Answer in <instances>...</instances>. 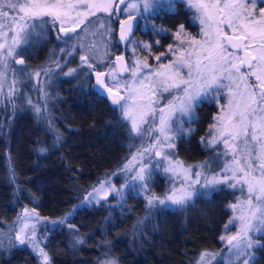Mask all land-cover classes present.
I'll use <instances>...</instances> for the list:
<instances>
[{"label": "trees", "instance_id": "trees-1", "mask_svg": "<svg viewBox=\"0 0 264 264\" xmlns=\"http://www.w3.org/2000/svg\"><path fill=\"white\" fill-rule=\"evenodd\" d=\"M92 18L78 34L94 29ZM171 20L161 25L173 30L177 20ZM112 25L117 28V21ZM50 36L33 42L31 63L26 54L23 57L25 69L39 74L50 69L40 83L46 91L42 97H32L29 104L20 93L0 98V230L15 221L20 209H35L47 221L70 214L63 224L46 227L43 248L51 264H103L106 260L115 264H198L203 252H219L220 237L231 216L229 205L236 198L235 190L224 185L209 195L199 194L205 190L197 192L183 207L149 208L146 198L130 189L123 198L111 195L97 203L81 204L93 188L124 166L137 141L130 123L122 121L118 106L95 90V72L100 69L92 71L80 59L79 71L52 75V62L60 71L76 68L79 48L75 60L64 64L67 50L61 51ZM85 47L93 48V44ZM111 47L119 53L115 32ZM58 50L61 59L57 62L50 57ZM217 111V102L196 107V119L188 126L195 131L178 136L175 142V155L184 164L216 160L222 164L218 147L202 143ZM166 186L164 174L156 172L150 190L162 196ZM77 238L83 243H77ZM16 242L14 239L4 248L0 243V264H41L38 254ZM258 242L264 244V232ZM254 253L256 264H264V248L255 247Z\"/></svg>", "mask_w": 264, "mask_h": 264}, {"label": "snow or ice", "instance_id": "snow-or-ice-1", "mask_svg": "<svg viewBox=\"0 0 264 264\" xmlns=\"http://www.w3.org/2000/svg\"><path fill=\"white\" fill-rule=\"evenodd\" d=\"M114 2L115 0H99L98 3H89V0H0V63L12 58L15 64L24 65V55L33 42L43 36L45 25L58 27V30L65 34L69 31L74 32L75 27L65 28L64 24L69 20L75 23V18L94 15L96 11L111 14ZM177 2H183L193 10V23L198 22L202 27V34L208 38L202 45L194 38L185 44L181 39V34L184 32L183 24L173 33L180 45L187 48L200 45L196 58H191L192 52H189L187 57L181 53L170 64L161 65L159 70L153 69L143 75L137 70L138 62H134L132 79L124 82L126 97L114 90L120 87L119 83L112 87L105 83L103 79L105 76L116 79L112 71L108 73L96 71L97 86L106 90L112 104L118 106L122 121L130 122L132 132L138 135H143L144 132L157 133L155 143L143 151H152L156 149V145L174 149L177 133L190 135L195 131L192 128L185 129L182 120L187 118L189 123L194 122L196 107L202 103L218 101L227 90V105L221 107L222 115L216 118L219 127L214 124L212 128L215 129V134H212L209 141H204L202 138V143H207L209 146L222 143L225 147L223 155L231 156V159L225 161L219 171H215L207 161L203 164L185 166L183 161L171 158L175 155L174 152L164 154L156 150L155 155L161 157L164 163L157 162L153 166L138 167L132 176L134 183L131 189L136 190L137 194H147L149 208L183 207L198 194L196 185H200L201 189L205 190L199 193L202 195H209L219 185L240 191L243 198H237L235 203L229 205L234 213H237L229 223L238 222L239 231L235 235L221 236L220 239L227 241L231 246L230 251L235 250L234 254L237 257L243 252L245 259L241 264H249V260L256 264L255 254L246 249L254 246L264 248V244L253 241L249 235V233L264 232V7L259 9L260 19H257L252 15L257 0H223V2L222 0H135V2L119 0V3L125 6L123 11L129 13L127 19L118 21L119 41L133 42L129 40V36L136 15L160 14L161 11L175 14ZM259 2L264 4V0ZM80 7L85 11H77ZM119 11L120 9L117 8V12ZM79 23H83V20ZM221 25L231 29L233 34L228 35ZM99 27L103 28V23H100ZM153 28L155 29V25ZM164 31L161 28L157 33ZM111 32L112 29L109 27L104 35H109L110 38ZM254 41L259 42L253 49L255 55L247 51ZM225 43L232 49H243L244 57L229 52ZM143 47L150 46L145 44ZM172 51L173 48L169 45V52ZM156 59L159 60L160 57ZM81 61L87 63V57L82 56ZM122 61L123 56H116L112 62L113 68L119 67L121 71H129L127 67L117 63ZM241 64H246L248 69L252 70L251 75L258 83L248 84L245 75L240 72ZM4 67L7 65L5 64ZM143 67L147 68L148 65L145 63ZM88 68L95 71L91 63H88ZM185 70L187 78H185ZM75 72L76 69H70L65 75H72ZM35 75L39 76V73ZM152 76L157 79L152 80ZM15 84L14 79L9 87V98L15 93ZM157 92L160 93L159 96ZM168 92L172 93L171 98L165 99L163 93ZM162 100H164L163 104H161ZM141 101L146 102L142 104ZM36 111L39 113L40 108L37 107ZM148 116H151L150 124L146 119ZM174 123L175 128H173ZM143 124H149V127L142 130ZM135 159L134 156L133 160ZM130 164L131 162L125 165L124 169L131 171ZM193 167L199 170L193 172ZM154 169H161L165 174L171 173L170 183L180 177L179 186L171 183L168 191L162 196L156 195L149 188L153 182ZM94 191L97 196L103 192L105 197L109 191L117 192L121 198L124 194L122 189L118 191L111 185L105 189L103 184ZM89 195L91 196L92 193ZM32 213H35V209H32ZM30 214L28 209H24L18 217L23 226L15 233L14 239L20 245H31L38 253L41 264H51L48 252L40 247V243L35 239V228L30 236L25 232L28 225L24 218ZM66 219L67 217H64L51 223L63 224ZM68 227L72 226L68 225ZM76 242L83 243L79 238ZM215 255L207 251L203 252L198 264H211ZM206 258L209 259L206 261ZM107 264H115V262H107Z\"/></svg>", "mask_w": 264, "mask_h": 264}, {"label": "rangeland", "instance_id": "rangeland-1", "mask_svg": "<svg viewBox=\"0 0 264 264\" xmlns=\"http://www.w3.org/2000/svg\"><path fill=\"white\" fill-rule=\"evenodd\" d=\"M99 0H89V3H98ZM119 2V0H115V2L112 5V9H111V14L108 12H104V11H96L94 15L88 14L86 16H81L78 18H75V12L73 13V17L75 18V23H73L72 20H69L68 22H66L64 24V27L66 28L68 27H78V26H84V23H86V21H88V19L90 17H94L92 18L91 22L94 25V29L87 31L86 29H83V32L81 34H76L75 37L69 40H63L60 36L56 35L59 39H61V43H60V47L62 48L61 51L66 48L67 52L64 55V61L63 63H69L70 60L72 59L75 60V56H74V52L75 49L79 48V55H78V66L76 68L73 69H80L81 65H80V59L82 56H86L87 57V64L91 63L93 64L95 69H100V71L98 72H104V73H108L109 71H112L115 76L116 79L113 80L111 77L109 76H105V83L109 85V87H112L114 84L119 83L120 87L118 89H114L115 91H119V93L122 96H127V93L125 91V81H130L132 79V75H131V71L133 68V63L134 62H138L137 64V70L140 71L141 75L145 74V73H150L151 70L153 69H160L161 65L164 64H170L171 62L175 61L181 53H183L185 55V57L188 56L189 52H192V59L196 58V53L200 51V45L204 44L205 40L208 39L207 37H205L202 34V27L200 26V31H198L197 34H193L188 33L187 31L183 32L181 34V39L185 41V44L190 42L193 38L196 41L200 42V45H194L192 48H187L184 47L182 48L181 45H179V41H177L175 39V36L173 35L172 37H174V40H171V43L168 44L167 46L163 47V45H161L158 41V34L153 33V37H151L152 39H148L146 37H143L141 35V33L139 34V32L136 35H133L131 38V41H133L132 43H123L119 41V23L116 19V7H117V3ZM133 2H135V0H133ZM77 11H85V9L83 7H80L77 9ZM11 14V13H10ZM98 15H100L99 17H97ZM102 15V16H101ZM129 15L128 12L122 11L120 16H127ZM123 18V17H122ZM80 20H83V23H79ZM113 21H117L118 25L117 28L114 29L112 23ZM91 22H89L88 25L91 24ZM103 23L104 27L100 28L99 24ZM51 26V25H50ZM47 25L44 26V34L43 36L34 42H40L43 41L45 39L48 38V34H47ZM81 27V28H82ZM111 27L112 32L110 33V38L109 35H104L105 30L107 28ZM145 29V28H144ZM39 31V30H38ZM115 32V37H116V42L119 44L120 50L119 53L113 52L112 51V47H111V39L113 37V34ZM190 32V31H189ZM157 34V35H156ZM51 37V36H50ZM53 39V37L51 38V40ZM57 39V38H56ZM53 39L54 44L57 43V40ZM158 41V43H157ZM177 41V42H174ZM90 43L93 44V48L90 47H85V45H90ZM152 45L149 48H145L143 47V45ZM169 45L172 46L173 51L169 52ZM184 46V45H183ZM225 47L226 43H225ZM229 49V48H228ZM54 50V49H53ZM160 50V51H158ZM60 50L57 51V54H55L53 56V52L51 54L50 59H55L54 61L58 62V58H60ZM231 52V51H229ZM235 55L239 56V54L237 52H232ZM121 54L127 64V68L129 69V71H126L125 74L120 75L117 71V67L113 68L112 62L115 60V57L117 55ZM202 55V53H201ZM53 56V57H52ZM156 57H160L159 60L156 59ZM61 59V58H60ZM59 59V60H60ZM61 62V61H60ZM205 63H207V61H204ZM147 64L148 67L144 68L143 65ZM7 65V67H5L4 70V65ZM64 64L62 65V67H64ZM52 68L51 71L53 74V76H63L65 75V73H67L71 68H67L63 71H60L59 69H56L55 64L52 62ZM50 69H45L43 73L39 74V76H36V72H33L31 70V68L29 69H25L23 65H19V64H15L13 62L12 58H7L6 60H4L3 63H0V73H3V75H0V87H2V92H0V98H3L5 96H8L9 93V87L12 84V81L15 79L16 80V84H15V93H20L22 94V96L25 98L24 102L29 104V101L33 102L34 99H31L32 97L36 99H39L40 97H42V94H44L43 88L41 86V81L42 78L44 76L45 72H49ZM60 71V72H59ZM79 71V70H78ZM251 71L252 70H247V69H242L240 68V72L241 74L245 75V79L248 82V84L252 85L254 83H258L257 81H254L255 77L251 75ZM50 72V73H51ZM39 73V72H37ZM235 75V73H234ZM185 78L186 77V70H185ZM152 80H156L157 77L152 76L151 77ZM94 82H96L95 77H94ZM148 81H145V83H147ZM95 85V84H94ZM135 86V85H133ZM160 93L157 92V96H159ZM172 93L168 92V93H163V97L165 99L171 98ZM153 99H156V97H153ZM146 101H141V103H145ZM217 102V106H218V111L217 114L214 116L213 121L211 123V125L208 128V132L206 134V140L205 141H209L212 138V134H215V129L212 128V126L214 124H217L216 118L220 115H222L221 112V107L222 106H226L227 105V90L224 91V93L222 94V96L218 99ZM164 103V100L161 101V104ZM155 107V105H154ZM146 119L149 120V124L151 123V116L146 117ZM176 117H173V120L175 121ZM130 123V122H129ZM149 124H143L141 125L142 130L147 129L149 127ZM182 124L183 127L185 129H188L189 126V122L187 121V118H184L182 120ZM131 125V124H130ZM176 127V124H173V128ZM217 127H219V125L217 124ZM134 133V132H133ZM181 134L177 133L176 134V138H175V142L178 138V136H180ZM135 136V140L137 141V145L136 148L133 150V153L131 154V156L129 157L128 161L124 164L128 165L129 162H131L130 164V168L131 171L125 170L124 166H122L119 170H117L116 172H114L112 174L111 177H109L108 179L100 182L95 188H93L89 193H92V195L90 196L89 194L86 195V197L83 199L81 204H92V203H97L103 200L108 199V197H110L111 195H114L116 198H121L120 195L117 194V192H111L109 191L107 196H104V193L101 192L99 196H97V193L94 191V189H99L101 184L104 185L105 189L109 188V185L114 186L118 191L119 190H123V193L125 194L129 189H131V185L134 183L132 181V176L134 175L135 171L137 170L138 167H140L141 165H148V166H153L155 165L157 162L160 163H164L162 161V158L159 156L155 155V151L156 150H160L162 151V153L166 154L169 152H174V149H169L164 145H156V149H153L152 151H143L144 149H148L150 148V146L152 144L155 143L156 137H157V133L156 132H152L151 134L144 132L143 135H138L136 133H134ZM218 147V152L221 154V162L222 164H220L219 160L216 161H212L210 162V166L213 170L215 171H219V168L223 165V163L225 161H228L231 159V156H225L223 155L224 151H225V147L222 143H217L216 145ZM142 153V155H141ZM175 153V152H174ZM136 157L135 160H133V157ZM173 160H180L179 158L176 157V155L171 157ZM181 161V160H180ZM185 166H188L186 164H184ZM199 169H195L192 170L193 172L198 171ZM156 172H159L160 174H164L165 179H166V191H168V189L171 186V183H175L177 186H179L180 184V177H177L174 181H172L170 183V179L169 177L172 175L171 173L165 174L161 169H154V174ZM125 185H128V187H125ZM196 190L197 192L204 190L201 189L200 185H196ZM235 190V189H234ZM137 192L136 190H132ZM165 191V192H166ZM164 192V193H165ZM236 192V198L234 203L236 202L237 198H243L241 196L240 191L235 190ZM123 194V195H124ZM142 196H144L146 198L147 194L145 193H140ZM150 194V193H149ZM90 201V202H89ZM147 201V198H146ZM148 204V203H147ZM24 209H20L17 213V218L15 219V221L7 224V227L0 230V243L2 245V247L4 248L5 245H9L12 244V241L14 240V235L15 233L19 230L20 227H22V222L20 219H18V217H20L21 213L23 212ZM29 213H31L29 216L25 217L24 220L27 222L28 227L25 229V232L27 235H31L32 234V230L33 228H35V239L40 243V247L43 248V243L45 242V233L47 235V228L46 227H54L55 225L52 224V221H47L44 218L40 217L39 215H37L36 213H32L31 209H28ZM237 213H234L233 209H231V216L229 218V221L233 219L234 215H236ZM70 214L65 215V217H67V219L69 218ZM66 219V220H67ZM65 220V221H66ZM59 221V220H57ZM227 223V228L225 226L224 228V232L222 236H231V235H235L238 231H239V227H238V222H233V223ZM263 232H257V233H249V235L252 237L253 241H258V236H260ZM44 235V236H43ZM17 245H20L19 242H16ZM27 245L29 248H31L34 253L38 254L31 245L29 244H24ZM230 245L227 244L226 240H222V249L219 252H215V259L211 260V264H241V262L245 259V256L243 254V252L241 253V255L239 257H237L234 254L235 250L230 251ZM243 247V244H242ZM254 248L251 249H246V251L250 252V253H254ZM4 250V249H2ZM255 254V253H254ZM39 258V257H38ZM200 258V257H199ZM209 258H206V261ZM40 260V258H39ZM107 262H112L111 260H106L104 261L103 264H107ZM199 262V259H198ZM251 260H249V264H250Z\"/></svg>", "mask_w": 264, "mask_h": 264}, {"label": "flooded vegetation", "instance_id": "flooded-vegetation-1", "mask_svg": "<svg viewBox=\"0 0 264 264\" xmlns=\"http://www.w3.org/2000/svg\"><path fill=\"white\" fill-rule=\"evenodd\" d=\"M222 2H223V0H222ZM249 7H251V5H249ZM261 7H264V4H261L259 2V0H257L255 8L252 11V15L255 16L257 19H260V17H259V9ZM141 12L143 13V9H141ZM137 16L139 18V25H138L137 29L134 32H132L129 40H131L132 36L136 35L138 32H139V34L141 33V35L143 37H146L148 39H152L151 37H153V33H156L158 29L163 28L165 30L163 33H160V34L157 33L158 34V41L159 42L167 41L170 44L171 40H174V37H172L173 33H175L178 30L179 25H181V24L184 25V31L185 32L186 31L188 33L192 32L195 35V34L198 33V31H200V26H199L198 22L195 23V24L193 23V19H194L193 10H190L189 7L186 4H184L183 2H177V4H176V13L175 14L168 13V12H165V11H161L160 14L143 13L142 15H137ZM126 17H128V15L125 16V17L119 15V16H116V19L120 20V21H123V19L126 18ZM172 17L176 18L177 22H175V24H177L178 26L176 25L175 29H173V30H168V29L164 28L161 25V23H165L166 25L169 24L172 21L171 20ZM153 25H155V29L153 28ZM78 27H79V31H80L81 26H78ZM221 27H223L224 31L227 32L229 35L233 34L231 29L225 27L224 25H221ZM46 28H47V31H48L47 32L48 35L54 36L55 39L57 38L56 39L57 40V46L59 47V49L61 48L60 47V43H61L62 40L59 39L56 35L60 36L65 41V40H69L71 38L73 39L75 37V35L79 33V31H78V32H75L74 34H72L71 36L65 37V36H62L60 34V31L58 30V27H53V26L47 25ZM66 28H71V27L67 26ZM237 31H239V26L238 25H237ZM127 42L128 41L123 42V43L125 44ZM174 42H177V41H174ZM258 43H259L258 41H254L252 46L249 47L247 50L249 52H251L253 55H255V52L253 51V49H254V47H256L258 45ZM153 45L154 44H152V46ZM179 45H180V43H179ZM226 46H227V48H229L228 49L229 51L237 52L239 54V57H241V53L239 51L232 50L227 44H226ZM181 47L184 48L185 46L181 45ZM32 51H33L32 50V46H30L28 48L27 53H26V57L28 58L29 63H31V60H32V57H33ZM55 54H57V53H55ZM253 63H255V62H253ZM239 66H240V68H242L241 65H239ZM242 69H244V68H242ZM247 70L249 71L250 69H247ZM254 84H256V83H254Z\"/></svg>", "mask_w": 264, "mask_h": 264}, {"label": "water", "instance_id": "water-1", "mask_svg": "<svg viewBox=\"0 0 264 264\" xmlns=\"http://www.w3.org/2000/svg\"><path fill=\"white\" fill-rule=\"evenodd\" d=\"M124 4H120L119 2L117 3V7H116V16H119L120 14H121V12H122V10L124 9ZM117 8H119L120 9V11L119 12H117ZM128 17H126V18H124L123 20H125V19H127ZM138 25H139V18H138V16L136 15V19L134 20V21H132V30H131V34H132V32H134L136 29H137V27H138ZM71 28H73V27H71ZM119 28H120V26H119ZM70 29V28H69ZM79 31V27H75V31L74 32H72V31H69L67 34H65V33H63V32H60V34L62 35V36H65V37H68V36H71L72 34H74L75 32H78ZM229 35V34H228ZM131 36V35H130ZM130 36H129V38H130ZM124 42H126V41H124ZM232 49V48H231ZM232 50H236V49H232ZM237 51H239L240 53H241V58H243L244 57V50L243 49H241V50H237ZM248 51V50H247ZM249 52V51H248ZM117 56H122L121 54H119V55H117ZM116 58V57H115ZM117 63H119V64H122L123 66H125V67H127V64H126V61H125V59H124V57H123V61L122 62H117ZM241 66H242V68H244V69H248V67H247V65L246 64H241ZM117 71H118V73L120 74V75H123V74H125L126 72L125 71H121V69L119 68V67H117ZM103 79H104V77H103ZM95 80H96V76H95ZM104 81H105V79H104ZM95 90L98 92V93H105L107 96H108V98H110V96L106 93V90H103V89H101L99 86H97V82H95ZM121 95V94H120Z\"/></svg>", "mask_w": 264, "mask_h": 264}]
</instances>
